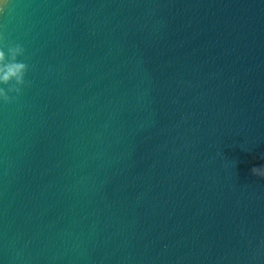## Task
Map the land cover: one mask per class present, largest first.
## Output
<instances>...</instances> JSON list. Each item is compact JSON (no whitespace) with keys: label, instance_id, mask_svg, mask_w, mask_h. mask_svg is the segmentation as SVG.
<instances>
[{"label":"water","instance_id":"water-1","mask_svg":"<svg viewBox=\"0 0 264 264\" xmlns=\"http://www.w3.org/2000/svg\"><path fill=\"white\" fill-rule=\"evenodd\" d=\"M0 9V264H264V0Z\"/></svg>","mask_w":264,"mask_h":264},{"label":"clouds","instance_id":"clouds-1","mask_svg":"<svg viewBox=\"0 0 264 264\" xmlns=\"http://www.w3.org/2000/svg\"><path fill=\"white\" fill-rule=\"evenodd\" d=\"M2 10V9H0ZM25 49L17 44L8 47V53L0 48V85H8L0 87V100L4 103H10L15 97L9 93H21V87L26 84L25 74L28 71V65L24 62H18V56L24 54ZM254 175L264 178V168H253Z\"/></svg>","mask_w":264,"mask_h":264}]
</instances>
